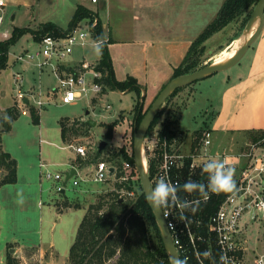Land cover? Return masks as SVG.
<instances>
[{"label": "rangeland", "instance_id": "374dc122", "mask_svg": "<svg viewBox=\"0 0 264 264\" xmlns=\"http://www.w3.org/2000/svg\"><path fill=\"white\" fill-rule=\"evenodd\" d=\"M78 3H81L85 7L96 12L92 7L95 3L91 2V0H76L75 3L72 2V0H6V5L3 9L4 20L0 23V40L7 39L11 35L14 26L37 28L40 22L51 20L63 27H66L75 13ZM216 7V0L206 3L203 10L196 14V19L194 21L196 22V25L198 23L201 24L203 21L208 23V21H210L208 19H210L212 13L217 11ZM254 10L255 7H253L250 11V16L243 26V16H241L207 39L204 43L205 45L203 51L196 48L195 52H192V55L195 53L197 54V66L195 69L210 63L211 59L220 50L226 48L236 37L243 33L251 24V17ZM13 13L16 14L14 19H12ZM128 17L130 19L131 15H128ZM89 20L83 19L79 21L77 25H79L80 22L89 23ZM128 24H130L129 21ZM88 27L89 26H87V28ZM37 42L38 41L33 39L31 33H26L11 45L8 53V65L10 66L11 71L6 73L5 69L0 70L1 108H7L12 105V103L14 104V101L16 105L18 104V101L16 100L17 87L14 82V73L16 72H20L23 76L22 90L31 89L36 92V96L39 95L38 93L41 89L44 90L48 87L49 89H52L56 85L57 79L51 68H44L42 70L38 65L36 51L39 46ZM94 47L95 44L92 37H87L85 45L82 46L80 44H75L72 52L67 54L65 60L60 62V64H63L64 66H71L72 68L76 67V69L91 68L95 66L98 61L96 58L99 57V55L94 52ZM248 53L249 51H247L245 55ZM29 54H33V57ZM112 54L116 58V70L114 68V71L118 80H125L129 74L132 75L131 73L126 74V70L123 67L125 62H132L133 59H136L139 62H147L148 70L144 74V77H146L145 84L148 85L150 92H152L150 94L152 97L151 99L149 98L150 100L148 101H145L144 99L146 107L152 103L158 94V91H160V88L154 86L156 85L157 78L167 75L173 66H178L181 63L180 58L175 54L157 56L149 53L148 55H134L126 54L124 50L116 49V47L114 48ZM83 56H85L87 60L77 61ZM171 64L173 66H171ZM237 67L238 63L229 68V70L231 72H235ZM225 72L226 70L206 75L192 83L184 85L176 91L175 94H170L168 99L160 108L162 109L161 117L153 129L157 130L161 128L164 120H170L172 122V126L177 130V136L175 139L178 147L182 152L189 153L197 145L201 138L200 135L195 133L196 129L202 125L203 120L216 109L219 103L220 92L224 85L222 79L225 76ZM172 75L169 80L181 74L174 77H172ZM1 91H4V93L2 94ZM53 98L54 101L52 103L40 109L38 123L33 122L34 118L29 111V106H35L32 101H29L27 105L18 104L17 107L20 108V110L22 109L21 106H23V109L26 110H21L20 115L12 121L11 129L2 134V141L6 143L8 150L12 153V155L21 160L23 164L24 162L29 161L36 162L41 157L50 163H55L52 164L51 167L53 170H65L68 167L69 158L74 157V159H72V163L80 169L77 177L81 182V185L86 184L81 187L84 189L86 188V191L84 195H80V183L75 185L72 182V178H69L66 182V194L71 196V199H68V201L72 204H77L78 206L83 205L87 209L91 203L97 201L100 194L116 188L115 183L118 178L115 179V177H111L104 182L93 179L94 164L98 160L112 162L108 159V156L109 154H112L110 152H116L119 148L125 146L130 149V130H132L130 123L133 119L132 109L136 99V92L133 90L122 91L118 89H109L107 92L98 94V96L94 97V100L92 101V97L83 96L77 99L74 103H62L58 101L59 97L56 93L53 94ZM106 103H110L111 108H103ZM130 105L131 107L126 109V107ZM2 114L3 113L0 114V117ZM64 117H69L71 119V123H73L72 119L74 118L80 120V122L82 120L88 121L89 119H93L96 121V124H77V131L68 133V140L65 143L61 139L62 136L60 134L59 125V120ZM119 117L123 120L120 121L114 128L113 136H105L106 129L101 122H109ZM1 126L2 124L0 121V128ZM40 138L45 140L41 142ZM102 139L107 140L108 144L103 150L100 159L96 160L94 158L97 153V145ZM232 141L227 138V142H224L228 144V147L226 148L227 150L231 146ZM234 141L241 157L248 158V152L251 150H260L263 145L262 142H264V136L260 137V134L254 131L246 133L243 132L235 138ZM67 143L72 144L73 146H86V155L77 154L73 146H68ZM40 147L43 151L41 156L39 154ZM79 159H81V161H78ZM124 161L121 165L116 164L118 172L123 171L124 174L126 173L129 176L127 180H131L130 182L134 184V187L137 190L139 188L138 172L136 173L133 169L126 170L124 168ZM238 169L239 168H237V170ZM29 171L35 173L34 179H37V175L38 178H40L39 169L37 170V167ZM5 172L6 169L0 167V176ZM148 173H150L149 169ZM84 178L87 179L84 180ZM52 182L53 179H46L43 181V184L47 186ZM52 191L53 192H51V194L53 196L59 195V192H57L56 188L53 186ZM77 193L79 195H77ZM120 193L122 194L120 198L128 197L125 189H122ZM77 213L79 214L81 212ZM76 218L78 219V216L75 217L72 223H76ZM17 221L20 222V220ZM77 225L75 224L73 226L74 232H76ZM256 225H258L257 231H261V226L257 223ZM253 235H255L254 231ZM43 243L45 244V248L49 247L47 243ZM0 246H2L1 240ZM37 249V247L26 249L25 259L21 260H23V262H25V260L28 262L25 264H50V260L55 258V254H53L50 249H45L43 255L39 257ZM57 250L59 257L55 258L57 263L54 264H68V251L67 253L64 252L61 246L57 248ZM12 253H14V251H12ZM9 256L16 264H18L17 260L20 259H13L12 254L10 253L8 257ZM0 264L4 263L0 262Z\"/></svg>", "mask_w": 264, "mask_h": 264}, {"label": "crops", "instance_id": "0c3cea01", "mask_svg": "<svg viewBox=\"0 0 264 264\" xmlns=\"http://www.w3.org/2000/svg\"><path fill=\"white\" fill-rule=\"evenodd\" d=\"M211 1L213 0H99L92 7L102 21L107 38H111L108 47L116 70V58L112 54L115 47L124 50L126 54L134 55L175 54L181 62L193 40L211 22L223 3V0H216L217 11L212 13L208 19L210 21L208 23L203 21L196 25L194 22L196 14L203 10L206 3ZM128 15H131L130 19ZM15 16L16 14L13 13L12 19ZM247 51L249 53L238 62L235 72L226 70L222 79L224 85L220 92L219 103L206 118V120H210L212 132L211 151L221 154L220 159L232 162L236 168L246 164L248 158L241 157L234 144V139L243 132L264 129V26ZM80 60H87V58L83 56L77 61ZM171 66L173 65L171 64ZM175 66L167 75L157 78L154 86L161 90L164 83L172 75ZM123 67L126 74L131 73L138 79L145 101L150 100L152 92L145 84L146 77H144L148 70L147 62H139L133 59L132 62H125ZM10 71L11 68L8 65L5 72L9 73ZM50 89L48 87L44 90L41 89V91L46 93ZM1 93L3 94L4 91ZM129 107L131 105L127 106L126 109ZM0 110L2 111L4 108L0 107ZM227 138L233 140L228 150L226 149L228 144L224 143L227 142ZM43 140L45 139L40 138L41 142ZM1 144L3 150L8 151L17 160V179L15 182L0 186V240L2 242L0 262L6 264L10 253L13 259H20L17 260L18 264L28 263L21 259H25V250L31 247L38 248L39 257L43 255L45 249H50L55 254V258H58L57 248L60 246L64 252L67 253L68 251L69 256L70 246L75 239L86 208L83 205L78 207L63 206L64 200L71 199V196L66 194V185L62 192H59V195L53 196L51 194L53 192L52 186L55 187L58 181L53 180L51 184L45 186L43 181L47 178L43 176L42 171L47 168L66 174V172L75 169L76 165L72 163L74 157L69 158L68 167L65 170H53L51 167L55 163H50L41 157L36 162H24V165L21 160L12 155L6 143L1 141ZM42 152L40 147V156ZM41 163L45 164L41 165ZM36 167L37 170L39 169L40 178L37 175V179H34L35 173L29 170ZM79 170V168L76 170L74 177L78 178ZM74 177H72V181ZM62 182H67L66 177ZM79 183L80 195H84L86 188L81 187L86 184L81 185V182ZM77 195L79 194L77 193ZM21 196L24 200L23 204L18 202ZM77 212L81 213L78 214ZM76 216H78L76 223H72ZM75 224H78L76 232L73 231ZM43 242L47 243L49 247L45 248ZM55 258L50 260V264L57 263Z\"/></svg>", "mask_w": 264, "mask_h": 264}, {"label": "trees", "instance_id": "16d2710c", "mask_svg": "<svg viewBox=\"0 0 264 264\" xmlns=\"http://www.w3.org/2000/svg\"><path fill=\"white\" fill-rule=\"evenodd\" d=\"M259 0H223L221 7L211 22L205 29L193 40L189 50L183 57L181 63L174 67L173 75L191 72L197 66V54H193L195 49L203 51L205 41L214 33L222 30L230 22L243 16L242 26L246 23L250 16V11L257 4ZM97 17V23L93 27V35L97 39L103 37L104 46L102 54L99 56L95 69L101 72V76L97 78L103 84V92L109 89L118 90H133L136 92V99L133 105L132 113L133 119L130 123L132 130H130V149L127 147L119 148L116 152H110L108 159L115 164L121 165L124 160L134 164L132 153L134 132L138 127L142 117L151 105L148 107L144 104L145 96L142 94L141 85L138 79L133 75H128L125 80H118L115 76L112 57L109 51L108 44L111 38H107L102 21L97 12L78 3L75 13L68 22L66 27L57 24L55 21L40 22L37 28H29L25 26H14L11 35L4 40H0V70L8 66V53L12 44H14L23 34L31 33L35 41H39L45 35H54L57 37L66 36L78 22L83 19H90L92 21ZM200 52V51H198ZM76 69L71 66L59 65V70L74 71ZM183 86L175 89L171 95L175 94ZM168 99V98H167ZM166 99V100H167ZM94 100V99H93ZM1 111V110H0ZM29 111L34 118L35 123H38L40 116V109L35 106H29ZM162 109H160L153 119L148 132L153 130L161 117ZM3 113L0 117V167L6 169V172L0 176V186L5 183L15 182L17 179V160L11 156L8 151L2 149V134L11 129L12 121L15 120L21 113L20 108L16 103L8 106L0 112ZM9 117L10 119H6ZM124 118V117H123ZM64 117L59 120L61 128V136L63 141L67 142L68 133L77 131V124H89L88 121L72 119ZM122 118H116L112 121H103L101 124L105 127V136L112 137L116 125L122 121ZM210 120H203L201 127L196 129L195 133L202 136L204 130H210ZM264 136V129L251 130ZM250 131V132H251ZM202 132V133H201ZM159 136H166L167 140H172L177 136V130L172 126L170 120H164L162 127L158 129ZM200 138V137H199ZM198 139V137H197ZM264 143V142H262ZM101 155H97L94 159H100ZM78 161H81L79 159ZM191 158L185 159L184 165L180 171V177L183 184L187 180H194L207 184L208 174L202 171L203 165L191 167ZM154 171V162H149V172L152 177ZM118 175H121L119 173ZM138 183L139 188L136 190L134 184L130 181H117L116 188L106 193L100 194L97 201L91 203L81 219L75 239L70 246L68 264H171L168 252L162 240L161 232L155 215L146 195L142 189L141 183ZM127 190H134L133 196L127 198H120L117 189L121 188ZM188 197L196 199L193 202L192 215L201 218H206L209 213L216 210L218 203L228 193L215 194L209 192L208 200H202L199 193H186ZM63 206H76L68 199L62 202ZM6 264H16L10 256Z\"/></svg>", "mask_w": 264, "mask_h": 264}, {"label": "built area", "instance_id": "2783aa9c", "mask_svg": "<svg viewBox=\"0 0 264 264\" xmlns=\"http://www.w3.org/2000/svg\"><path fill=\"white\" fill-rule=\"evenodd\" d=\"M98 1L91 0L93 3ZM5 5L6 0H0V23L4 20ZM96 23L97 17L89 20V23L80 22L66 36L45 35L37 42L38 65L41 69L50 67L57 77V83L49 92L40 91L36 96V92L31 89L22 90L23 76L20 72L14 73L18 104L27 105L32 101L41 109L54 101L55 93L58 94V101L62 103H73L83 96L92 97V101L98 94L103 93V84L97 80L101 72L94 66L74 71L59 70L60 62L72 52L75 44L85 45L87 37H92L93 42L97 40L93 35ZM29 55L33 57V54ZM21 107V110H26ZM103 108L109 109L111 104L106 103ZM211 143V130H204L197 145L189 153H184L178 147L175 138L167 140L166 136H159L158 129L147 132L143 148L148 169L150 160L154 162L153 175L150 176L153 188L161 177L182 186L180 171L188 157L191 158V167L203 165L213 158L222 160L221 154L211 151ZM73 148L77 154L86 155V146L79 145ZM247 155V163L238 170L232 162L227 161L229 165L235 167L236 189L221 199L216 210L209 213L206 218L192 215V210H184L183 216L186 219H181L182 212L178 207L162 210L175 248L184 264H264V143L260 150H251ZM111 166L113 171L109 170ZM74 168L78 169L76 166ZM124 168L138 172L135 164L129 161H124ZM119 173L121 175H118ZM42 174L47 179L58 181L55 185L57 192H62L65 188L66 183L62 181L65 180L66 174L53 172L47 168ZM111 177L118 178L119 182L129 178L123 171L118 172V167L113 162L98 160L94 164L93 179L104 182ZM72 182L76 185L80 181L74 177ZM122 189L124 190L123 187L117 189L120 197ZM125 192L127 196L135 194L134 190L125 189ZM178 195L181 200L190 202L199 199L188 197L183 190L179 191ZM208 198L209 194L201 199ZM256 223L261 226V231H257ZM221 257H225V260L222 261Z\"/></svg>", "mask_w": 264, "mask_h": 264}, {"label": "water", "instance_id": "95a60500", "mask_svg": "<svg viewBox=\"0 0 264 264\" xmlns=\"http://www.w3.org/2000/svg\"><path fill=\"white\" fill-rule=\"evenodd\" d=\"M72 2H76V0H72ZM260 16V22L253 32V34L249 37V39L245 42V44L238 50V52L235 54V56L229 60L228 62L224 64H213L212 62L207 63L191 72L183 73L169 81H167L161 90L158 92L154 100L152 101L151 105L145 112L144 116L142 117L138 127L136 128L134 132V138H133V146H132V153L134 158V164L138 171V177L140 179V183L142 186V189L147 196L148 193H150L151 189L153 188L150 175L148 173V168L145 170L142 164V157H141V150L143 148V142L144 138L149 130V127L155 118L157 112L160 110L161 106L164 104L168 96L177 88L184 86L186 84L192 83L206 75L212 74L217 71H224L238 63L242 57L247 52L248 48L252 45V43L257 39L259 34L261 33L263 26H264V0H259L257 4L255 5V10L252 13L251 19L255 15ZM250 19V21H251ZM249 21V22H250ZM249 24V23H248ZM25 102L27 103L28 100L26 99ZM88 112V111H87ZM88 123L91 125L96 124V121L93 119H89ZM108 141L105 139H102L99 141V144L97 145V155H101L103 150L107 147ZM110 171H113V167L111 166L109 168ZM76 172L75 169H72L71 171L66 172V180L71 178L74 173ZM150 204V203H149ZM151 206V204H150ZM152 211L155 215V219L158 223L162 240L165 245V248L169 255V260L171 264H178L179 261H181L180 256L175 248L174 242L172 240L171 231L169 227L167 226L165 217L163 215V211H157L152 206ZM13 250V249H12ZM11 250V251H12Z\"/></svg>", "mask_w": 264, "mask_h": 264}, {"label": "clouds", "instance_id": "9594fccd", "mask_svg": "<svg viewBox=\"0 0 264 264\" xmlns=\"http://www.w3.org/2000/svg\"><path fill=\"white\" fill-rule=\"evenodd\" d=\"M94 52L97 55L102 54L104 40L103 37H98L94 42ZM10 119L9 117H5ZM202 171L208 174L207 184L187 180L182 186L174 184L163 177L158 179L154 188L151 189L150 193L147 194L146 199L151 204V206L157 210L161 211L170 207H178L181 212V219H186L183 216L184 210H192L193 202L187 200H181L178 192L183 190L186 193H199L201 196H207L209 192L220 194V193H232L236 189L235 183V167L228 164L227 160H217L215 158L208 160L204 165ZM18 195H20L18 193ZM23 204V197L18 201ZM224 261L225 257H221ZM178 264H184L183 261H179Z\"/></svg>", "mask_w": 264, "mask_h": 264}, {"label": "bare ground", "instance_id": "6f19581e", "mask_svg": "<svg viewBox=\"0 0 264 264\" xmlns=\"http://www.w3.org/2000/svg\"><path fill=\"white\" fill-rule=\"evenodd\" d=\"M260 22V16L257 14L253 17L251 24L245 29L243 33H241L238 37H236L226 48L220 50L210 62L213 64H224L231 60L238 50L245 44V42L249 39V37L253 34L255 29L257 28ZM142 164L145 170L148 168L147 157L145 154L144 148L141 150Z\"/></svg>", "mask_w": 264, "mask_h": 264}]
</instances>
